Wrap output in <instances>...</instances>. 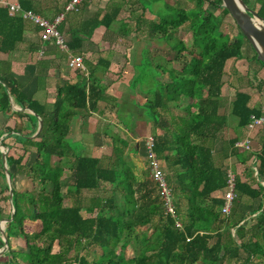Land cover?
Segmentation results:
<instances>
[{"label":"trees","instance_id":"16d2710c","mask_svg":"<svg viewBox=\"0 0 264 264\" xmlns=\"http://www.w3.org/2000/svg\"><path fill=\"white\" fill-rule=\"evenodd\" d=\"M190 1L194 2V7L186 10L166 0H135L143 13L152 5L164 4L163 9L153 11L158 22L140 17L135 31L142 32L146 25L148 36L166 43L171 55L164 65H154L153 60H147L150 54L144 50L137 67L141 70H137L131 82L134 89L138 87L145 95L142 106L158 132L154 136V152L164 163L182 230H177L173 220L162 215L156 184L149 170L145 172L142 164L126 163L122 152L117 153L119 147L126 146L123 140L110 135L113 154L119 155L107 168L100 167L96 158L76 153L67 141L73 118L95 111L97 102L105 97V89L94 72L87 78L80 75L74 84L65 82L58 87L52 108L28 98L14 81L0 75V111L5 114L10 110L11 97L22 109L34 113L28 115L34 123L32 132L16 131L21 135V155L15 159L6 154V164L9 169L23 171L38 185L32 192H17L12 188L14 213L5 227L7 251L0 256V264L264 263V186L261 185L264 184V132L260 147L249 153L256 159V164L251 166L252 181L235 178L232 218L236 217L243 198L260 200V204L254 210L251 207L250 212L232 226L227 225L230 216L221 218L223 201L220 196H214L226 188L227 174L223 166L215 165L212 149L213 142L226 126L227 117L221 110L227 61L245 58L250 62L259 61L234 21L237 35L232 37L221 30L222 22L230 16L221 6V0ZM243 2L248 6L250 0ZM254 2L258 6L255 12L264 19V0ZM125 3V0H107L101 18L96 14L80 23L77 29H71V39L67 42L69 51L80 50L83 40L90 39L97 29H111ZM20 7L30 10V5L24 1L20 2ZM184 25L191 34L190 46L175 38ZM118 28L124 35L128 34L126 24ZM24 31V21L19 16H9L7 9L0 5V53L13 51L22 41ZM245 43L251 48L246 57L242 54ZM174 63L180 68H175ZM107 69L108 65L104 70ZM162 74L168 75V83L157 80ZM141 75L150 77L147 83L140 79ZM262 86L259 81V88ZM249 102V94L235 92L229 114L237 119V129L244 130L250 116L259 115L258 110L249 107ZM12 116L15 120L23 117L21 112H13ZM37 117L42 121V129L37 138H31L37 130ZM105 135L109 134L105 132ZM236 142V138L231 139L225 149L229 151L228 156L246 166L250 157L235 148ZM134 150L135 147L130 149ZM32 154L34 161L28 166ZM252 167H256L258 180L253 176ZM67 170L70 176L66 194H63ZM8 173L13 182L16 172L9 170ZM5 190L8 191L7 186ZM93 190H102L107 196H93L85 205L84 193ZM66 199L70 204H64ZM6 200L9 204L8 196ZM1 212L0 221L10 218L11 214L4 219ZM86 213L90 216L85 217ZM225 229H235L238 242L229 231L225 240ZM12 238H20L24 248H13ZM2 247L0 238V249ZM91 248L99 253L89 263L81 252ZM128 248L133 255L126 257Z\"/></svg>","mask_w":264,"mask_h":264},{"label":"crops","instance_id":"0c3cea01","mask_svg":"<svg viewBox=\"0 0 264 264\" xmlns=\"http://www.w3.org/2000/svg\"><path fill=\"white\" fill-rule=\"evenodd\" d=\"M0 1H5L11 4L16 3L19 6L21 1L27 2L30 5V10L47 20L54 19L62 12L63 7L68 2V0ZM128 1L130 0H125V2ZM106 8L107 0H87L81 5L78 13L68 14L65 21L59 27L65 40L67 42L70 41L71 29H77L80 23L92 18L96 14H100L99 18H101ZM120 16L118 17L117 23L114 24L111 29L105 30L102 27L97 29L90 39L83 40L80 50L76 52L69 51V53L61 52L48 42H41L39 29L29 22H24L25 31L23 33L22 41L18 43L15 49L10 53H0V75H3V78L5 79L14 81L17 84L18 89L25 96L37 101L41 105L47 106L48 108H52L55 101L56 89L58 87L62 86L65 82L71 84L76 83L80 75L86 77L80 71H74L67 67V61L71 55H83L84 65L87 69L88 75L90 72H94L96 78L99 79V84L105 89V97L97 102L95 111L90 112L89 114L81 113L73 118L67 135V141L70 142L69 144H71L72 147L76 148V153H80L82 156L98 159L99 166L102 168H107V166L112 163L111 161L113 159L111 150H113L114 145L110 135H114L126 143L125 147L121 146L125 151V154H127V150L132 149L133 147H136L138 152L143 150V137H140L137 134V128L135 125L140 118L148 120L146 111L142 106L145 102V95L140 92L138 87H136L135 90L130 89V84L137 74V67H139L142 61V55L145 48L140 47L139 51L136 52L137 48L133 46V42L130 43L128 41L131 35L130 32L124 35L118 28L120 27V24L129 23L126 19L119 23ZM115 25L118 27H115ZM165 51L164 54H166ZM234 61L241 63L240 69L249 71L247 72L248 74H251L252 76L254 74L256 76L259 75L262 78L259 81L263 83V67L260 66V64L255 63V61H247L246 59H230L227 63H233ZM244 61H246L245 64L243 63ZM106 65H108L107 71L104 70ZM162 75L157 78L158 81H161ZM0 85H2L1 81ZM227 86H229V84ZM223 87L222 98L224 101ZM236 91L244 92L241 89H237ZM236 91H234L230 104L234 99ZM245 93L250 95L249 107L259 111L264 102L262 103L258 98L253 99L252 95L248 92ZM9 100L12 101L10 102V110L5 114L0 111V132L1 136H4L3 146L8 147V155L16 159L21 155L22 148L19 143V137L21 135L16 131H20L22 134H29L33 130L34 123L28 118V115L32 114L28 111H24L27 109H22L18 106L13 98L10 97ZM14 107H16L17 110H15ZM119 110L130 112L133 115L132 123L131 125H128V127L122 123L123 120L118 115ZM13 112H21L23 117L15 120L12 116ZM226 117V126L221 134H223L226 128H229V125H231L230 123H232V136L223 139L220 135L215 142H220L222 145H227L231 139L236 138L238 141L241 140V135L244 131L243 129H237V119L230 115L229 112L226 113ZM143 127L146 130L144 132V137L147 135L156 136L158 134V132H155L156 130L153 123L149 120L148 123L145 122ZM105 132L109 135H105ZM34 134L31 138H37ZM217 143H214L216 147L218 145ZM223 147L219 148L218 146L217 150L219 152L216 153L217 155L215 154V150H213V161L215 165L219 167L223 164L229 165L231 172L233 173L234 171L235 178L238 177L241 180H247L245 176H243L242 171L239 170V167L243 165L240 164L235 157L228 156L229 151L228 149H225L227 146ZM34 156V154L30 156L27 164L28 166L34 161ZM132 159L133 157H131V162ZM24 161H26V159H24ZM0 165L3 168L2 159L0 160ZM9 170L11 172H16L12 188L14 187L17 192H26L27 190H20L16 186L17 178L21 175L26 176V174L23 171H15L16 169L14 167H11L10 169L8 168V171ZM2 172L4 175L3 178L6 180L5 173L3 170ZM69 176L70 172L67 170L63 178L64 186L62 188V191L65 189V194L67 191L66 186ZM5 183V186H7V181H5ZM101 191L102 190H93L87 192L100 195ZM222 194V191H218L214 196H221ZM89 197L91 198L93 196ZM242 200L239 210L243 209V211H248L245 204H242ZM68 202L70 204V201ZM252 202L257 203L256 207L252 206L251 208L254 210L260 204V200H252ZM88 215V213L84 214L85 217L90 216ZM12 240L17 242L15 243V246ZM18 240L21 239H10L12 247L24 248V244L20 245Z\"/></svg>","mask_w":264,"mask_h":264},{"label":"rangeland","instance_id":"374dc122","mask_svg":"<svg viewBox=\"0 0 264 264\" xmlns=\"http://www.w3.org/2000/svg\"><path fill=\"white\" fill-rule=\"evenodd\" d=\"M166 1L170 5H173V6L177 5V6L181 7L182 9H186V10H189L192 7H194V2L190 1V0H166ZM254 4H255L254 0H250L249 5L247 7L250 8L251 10H253V11H256V8L258 6L254 5ZM163 6H164L163 3H157L155 5H152L151 9H149V11L143 13L142 10H141V5L138 4L137 2H135V0H130V1L126 2L123 5L122 9H121L122 13H121V16H120V22L124 21L125 19L129 21V23H126L128 32H130V34H131L130 35V39H128V41L130 43L133 42L132 43L133 46H135L137 48L136 52L139 51L140 47H144L145 51L149 52V54H150L148 56L147 60L148 59H149L148 61L153 60L154 65L155 64L164 65L166 63V61L170 58L171 53H170V50H169V46H167V44L162 42V41H158L157 39H151L148 36V31H147V26L146 25L142 27V29H143L142 32H139V34H138L137 31H135V28H136L135 25H136L137 19L140 18V17L143 20L152 21V22H158V19L156 17H154L153 13L163 9ZM205 7L208 8L209 10H211V11H214V9L212 7H208L207 5ZM253 7H255V8H253ZM153 11H155V12H153ZM215 14H218V13L215 12ZM115 27H118V26L115 25ZM221 30L228 32L232 37L237 35V29L234 26L233 20H232V18L230 16L226 17L225 20L222 22ZM175 38L180 40V41H182L187 46H190V44H191V34L189 32V29H188L187 25L182 26L176 32ZM250 50H251V48L250 47L248 48V45L245 43V48L242 51L243 56L246 57L247 56V51L249 52ZM164 51L166 52V54H164ZM243 63L245 64L246 61H244ZM255 63L260 64V66L263 67V74H264V63L263 62H255ZM240 64L241 63H239L237 61H234L233 63L232 62H228L226 64V67H225L224 87H223V94H224L223 105L224 106H223V108L221 110V112L224 113V114L229 112V110H230V100L233 97L234 91H236L237 89H239V90L241 89L244 92H248V93H250L252 95L253 99L258 98L259 100H261L262 103L264 102V89H263V86L261 87V89L259 88V80L262 79V78L259 75L258 76H256V75L252 76L251 74L247 73L249 71H246L245 69H240L241 68ZM173 66L175 68H180V65H178L176 63H174ZM138 69H139V72H140L141 68H137V70ZM138 74H140V73H138ZM145 75H148V74L146 73ZM145 75H143V76L141 75L140 79L143 78L142 79L143 82L147 83L146 81H148V79L150 77H145ZM161 78H162L161 82H163V83H168L169 82V78H168L167 74L162 75ZM228 84H229V86H227ZM263 84H264V78H263ZM130 89L131 90H135L133 88V86H132V83L130 84ZM175 112H177V111H175ZM118 115L123 120L124 125H126L127 127H128V125H131L132 119H133V117H132L133 115L130 112H125L123 110L122 111L119 110L118 111ZM148 117L150 118V116H148ZM149 118H148V120L152 123L151 119H149ZM148 120H146L145 118L144 119L140 118V120L137 121V123L135 125V127L137 128V134L140 137H144V132L146 130L144 129L143 126L145 125V122L148 123ZM230 124L231 125H229V128H226L225 132L223 134H221L223 139L224 138L227 139L229 136H232V130H231L232 129V123H230ZM261 135H262V132H260L259 135L256 136V139L253 142V150H252L251 154L254 153L260 147L259 143H260V140H261L260 138H262V137H260ZM244 137H245V133L243 131V133L241 135V139H243ZM214 143L216 144L217 142H213V144H212V149L215 150V154L219 152L217 150L218 146H219V148L223 147V146L224 147L226 146V144L222 145L219 142V143H217L218 145L216 147V145ZM70 146H71V144H70ZM72 148L74 150L76 149L74 147H72ZM111 152H112L111 155H112V158H113L112 160L114 161L116 159V156L119 155V154H115L114 155L113 154V150H111ZM120 152H122L121 154H123V155H121V156L123 158V161H125L126 163H128V164L130 163V165L133 164V166L135 164H140V165L144 164V165H141L142 169L145 170V172H147L149 170L148 166H147L148 163L146 161V156H145V153H144L143 150L138 152V150H136V147H135L134 151H130V149H129V150H127V154H125V151L121 147H119L117 153H120ZM246 156H248V158L250 157V159L248 161V164L246 166H244V167L243 166L239 167V170H241L243 176H245V178L249 179L250 182H251L252 181V179H251V177H252L251 157H252V155L247 153ZM131 157H133L132 162H131ZM224 165L225 164H223L222 166H224ZM2 170H3V168L0 165V174H3ZM233 174H234V171H233ZM5 181L6 180L3 177H1V175H0V210L2 211L1 215H2V217H4V219L8 215L11 214V210L9 209V204L7 203V200H6V198L8 196V191L5 190V184H6ZM12 185H13V182L11 181V187H12ZM16 186L20 190H24V191L27 190L26 192H28V191L32 192V191H34V190H36L38 188V185L36 183H34L29 177L24 176V175L23 176L21 175V176H19L17 178ZM62 192L65 194V189H63ZM106 194L107 193H105L103 191L100 192V195L103 196V197L107 196ZM95 195H96V193L86 192L84 194L85 199H86L85 205L88 204V199L90 198L89 196H95ZM64 204L65 205L69 204L67 199L65 200ZM242 204H245L246 208H248V211H246V210L243 211V209H241V210L237 209L236 217H234V219L232 218V213H231L230 217L227 220V225L228 226H232V224L234 222H236L240 217H242L243 214L247 215L250 212L249 209L252 206L253 207L257 206V203H253L251 200H247L246 198H243ZM2 221L3 220H1L0 223ZM225 231H226L225 235H224V239L225 240H227L228 231L230 232L231 236L233 237V235H232L230 230L225 229ZM151 232H152V229L149 230V234ZM233 238L235 239V241L238 242V238H237L236 235ZM12 242H13L14 246H15V243H17L15 240H12ZM18 242H20V245H23V241L22 240H18ZM14 248H17V247H14ZM98 253H99L98 250L94 252V251H92V248H91V249H89L87 251L81 252V256L86 258L87 262L91 263L93 261L94 257ZM132 255H133L132 250L130 248H128L127 252H126V257L132 256ZM68 264H77V263L72 261V262H70ZM257 264H264V263L258 261Z\"/></svg>","mask_w":264,"mask_h":264},{"label":"built area","instance_id":"2783aa9c","mask_svg":"<svg viewBox=\"0 0 264 264\" xmlns=\"http://www.w3.org/2000/svg\"><path fill=\"white\" fill-rule=\"evenodd\" d=\"M87 0H68L54 19L47 20L32 10H22L18 4H11L5 1H0V5L7 9L9 16H19L24 22H29L40 31L39 36L41 42L50 43L54 45L61 52L69 53L67 41L60 32L59 27L65 21L68 14L78 13L81 5ZM67 67L74 71H80L86 78L88 77L87 69L84 65V57L82 54L71 55L67 61ZM260 132H264V104L259 109V115H251L249 123L244 128L245 137L235 143V148H238L246 153H251L253 150V142ZM261 137V136H260ZM4 136H0V153L7 154L8 147L3 146L2 141ZM155 139L153 135H147L142 139V149L146 156L149 175L156 184L157 195L162 205L161 211L165 218H170L174 222V227L177 230H182V224L176 215L175 198L172 187L167 182L166 173L164 170V163L159 159L154 152ZM252 166L256 164V159L251 158ZM227 174V185L220 198L223 205L220 208V216L227 219L231 215L235 195V174H233L228 165L223 166ZM253 176L256 180L257 170L252 167ZM264 186L263 183H261ZM10 209V207H9ZM11 210V209H10ZM1 223H5L2 221ZM0 223V224H1ZM7 223H5L6 227ZM233 237L235 236V229H230ZM201 234V233H200Z\"/></svg>","mask_w":264,"mask_h":264},{"label":"water","instance_id":"95a60500","mask_svg":"<svg viewBox=\"0 0 264 264\" xmlns=\"http://www.w3.org/2000/svg\"><path fill=\"white\" fill-rule=\"evenodd\" d=\"M221 6L228 11L238 30L256 54V59L259 62L264 63V19L260 18L255 11L248 8L243 0H221ZM10 102L12 101L10 100ZM14 109L17 110L16 107H14ZM24 111H28L30 114L34 115V113L30 110ZM37 120V130L34 136H37L42 129L41 119L37 117ZM1 159L3 162V170L8 186L9 207L11 209L10 218L4 221L5 223H9L12 220V215L14 213L12 204L13 193L11 187V178L6 165V154H1ZM5 223L3 226L0 225V238L3 242V247L0 249V256H2L7 251V241L4 235Z\"/></svg>","mask_w":264,"mask_h":264},{"label":"bare ground","instance_id":"6f19581e","mask_svg":"<svg viewBox=\"0 0 264 264\" xmlns=\"http://www.w3.org/2000/svg\"><path fill=\"white\" fill-rule=\"evenodd\" d=\"M0 225L3 226V223H1Z\"/></svg>","mask_w":264,"mask_h":264}]
</instances>
